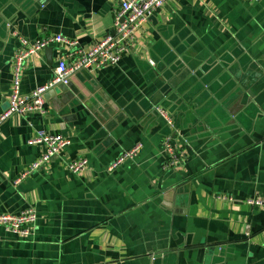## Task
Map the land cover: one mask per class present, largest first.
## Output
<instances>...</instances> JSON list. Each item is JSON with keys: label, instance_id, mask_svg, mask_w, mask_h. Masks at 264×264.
<instances>
[{"label": "crops", "instance_id": "obj_1", "mask_svg": "<svg viewBox=\"0 0 264 264\" xmlns=\"http://www.w3.org/2000/svg\"><path fill=\"white\" fill-rule=\"evenodd\" d=\"M119 8L0 0V114L22 38L62 34L87 49L114 33ZM77 49L52 42L30 54L22 94ZM55 89L45 112L1 124L0 212L33 207L38 220L30 235L0 226V264H264V206L247 202L264 196V0H169L117 63ZM41 129L72 142L16 182L46 148L29 141ZM167 136L179 154L169 167ZM79 157L88 166L73 172Z\"/></svg>", "mask_w": 264, "mask_h": 264}, {"label": "built area", "instance_id": "obj_2", "mask_svg": "<svg viewBox=\"0 0 264 264\" xmlns=\"http://www.w3.org/2000/svg\"><path fill=\"white\" fill-rule=\"evenodd\" d=\"M169 0H120V8L115 14L114 33L107 34L96 40L90 48L84 49L77 46V40L68 38L62 34H53L39 38L34 42L28 43L22 40V46L18 48L14 56L12 72V94L8 107L0 114V135L1 124L14 113H26L37 109L45 112L46 92L59 85L68 83L71 75L82 69L100 68L105 65L117 63L122 55L133 49L137 42L141 27L147 21L151 14L161 8ZM254 1V0H252ZM52 42L65 43L70 46L78 47L76 54L71 61L62 57L54 69V74L46 83L36 87L30 94L23 95L21 92V82L26 58L37 51L47 47ZM168 124H172V117L163 108H160ZM171 136V135H170ZM172 137V136H171ZM166 137L163 143L164 150L168 154L166 166H173L179 161V154L174 139ZM174 137V136H173ZM31 143L45 144V150L37 159L24 170L15 181L26 177L28 174L47 165L51 157L61 152L71 142V138L62 133H52L41 129L29 140ZM139 148V145L131 150L125 151L111 165L116 166L124 158L133 156ZM86 157H79L68 162L69 168L73 172H81L88 166ZM229 198L233 199L232 196ZM247 202L260 204L264 206V196H251ZM38 220L37 210L29 207L18 213L0 212V226L6 230L20 234L30 235L36 228Z\"/></svg>", "mask_w": 264, "mask_h": 264}, {"label": "water", "instance_id": "obj_3", "mask_svg": "<svg viewBox=\"0 0 264 264\" xmlns=\"http://www.w3.org/2000/svg\"><path fill=\"white\" fill-rule=\"evenodd\" d=\"M69 83V82H68ZM68 83H60L59 85H57L56 87H54V89L55 88H59V89H63V90H66L67 89V87H68ZM55 90H57V89H55ZM155 108V107H154ZM163 108V107H162ZM155 110H156V108H155ZM157 111V110H156ZM158 112V111H157Z\"/></svg>", "mask_w": 264, "mask_h": 264}]
</instances>
